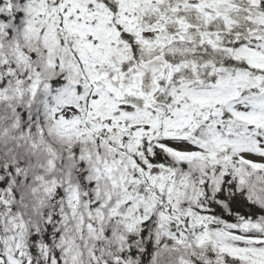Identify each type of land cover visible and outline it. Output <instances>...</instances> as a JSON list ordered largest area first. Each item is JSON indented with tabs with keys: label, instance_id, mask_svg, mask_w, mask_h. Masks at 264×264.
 <instances>
[{
	"label": "snow or ice",
	"instance_id": "1",
	"mask_svg": "<svg viewBox=\"0 0 264 264\" xmlns=\"http://www.w3.org/2000/svg\"><path fill=\"white\" fill-rule=\"evenodd\" d=\"M0 264H264V0H0Z\"/></svg>",
	"mask_w": 264,
	"mask_h": 264
}]
</instances>
